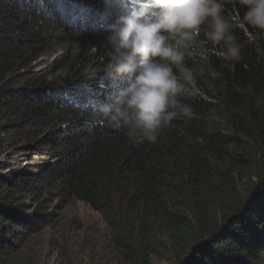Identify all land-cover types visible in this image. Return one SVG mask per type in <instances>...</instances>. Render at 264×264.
Masks as SVG:
<instances>
[{
    "label": "trees",
    "instance_id": "1",
    "mask_svg": "<svg viewBox=\"0 0 264 264\" xmlns=\"http://www.w3.org/2000/svg\"><path fill=\"white\" fill-rule=\"evenodd\" d=\"M43 3L46 11L36 0H0V159L45 145L56 159L0 173V264H19L31 237L55 230V204L73 202L101 216L122 264H151L158 238L172 249L169 264H264V35L235 29L234 67L211 44L186 58L200 94L182 102L194 118L136 144L96 123L98 103L128 83L110 81L105 65L108 26L130 6ZM224 9L244 13L236 0ZM59 48L65 56L33 71Z\"/></svg>",
    "mask_w": 264,
    "mask_h": 264
},
{
    "label": "clouds",
    "instance_id": "2",
    "mask_svg": "<svg viewBox=\"0 0 264 264\" xmlns=\"http://www.w3.org/2000/svg\"><path fill=\"white\" fill-rule=\"evenodd\" d=\"M236 2L244 13L230 18L224 0H121L130 7L108 26L111 51L105 70L110 81L128 83L98 103L96 123L123 132L133 143L155 144L173 121L194 118L192 107L182 102L200 94L197 69L187 66L186 58L197 52L203 56L211 44L212 51L234 67L232 62L241 59L235 29L251 27L264 35V0ZM36 4L38 11H46L43 0ZM204 71L199 69L200 74ZM209 75L214 80L219 74ZM209 89L214 90L211 83Z\"/></svg>",
    "mask_w": 264,
    "mask_h": 264
},
{
    "label": "rangeland",
    "instance_id": "3",
    "mask_svg": "<svg viewBox=\"0 0 264 264\" xmlns=\"http://www.w3.org/2000/svg\"><path fill=\"white\" fill-rule=\"evenodd\" d=\"M66 50L53 49L32 63L31 68L34 72L43 70L55 59L65 56ZM32 153L12 160L1 158L0 173L25 168L36 171L41 165L56 163L52 150L46 145ZM55 205L60 207L52 211L55 217L58 216L54 221L55 230L48 225L42 229L43 237H31L28 250L19 257L22 260L19 264H122L110 232L98 213L81 202ZM158 240L151 264H169L172 249L167 240Z\"/></svg>",
    "mask_w": 264,
    "mask_h": 264
}]
</instances>
